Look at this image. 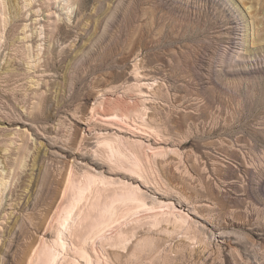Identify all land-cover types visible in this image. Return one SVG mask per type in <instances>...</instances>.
I'll list each match as a JSON object with an SVG mask.
<instances>
[{
  "label": "rangeland",
  "instance_id": "1",
  "mask_svg": "<svg viewBox=\"0 0 264 264\" xmlns=\"http://www.w3.org/2000/svg\"><path fill=\"white\" fill-rule=\"evenodd\" d=\"M254 1L246 0L254 3L251 10L263 27L264 0ZM24 5L0 0V264H25L38 239H49L45 227L70 165L74 172L90 169L123 179L95 156L97 134L178 151L179 157H155L156 177L149 169L147 180L133 176L128 182L148 197L173 203L197 230L190 240L162 232L165 224L143 223L128 229L124 248H107L110 264H264V42L255 37L248 5L241 0ZM129 11L143 17L129 21ZM25 25L26 34L42 31L41 38L25 43L31 57L32 46L41 44L42 66L34 68L31 61L29 73L22 63L26 57L14 53L9 60L8 49ZM159 34L171 43L165 49ZM183 34L192 38L180 41ZM53 36L55 46L65 48L60 57L47 53ZM199 55L204 62L186 72L183 59ZM52 63L55 71L44 66ZM134 64L141 83H155L152 91L145 86L142 91L147 120L159 127L161 139L130 134L109 117L90 118L101 99L130 106L140 100L124 89L135 82ZM147 241L153 249L141 251Z\"/></svg>",
  "mask_w": 264,
  "mask_h": 264
},
{
  "label": "bare ground",
  "instance_id": "2",
  "mask_svg": "<svg viewBox=\"0 0 264 264\" xmlns=\"http://www.w3.org/2000/svg\"><path fill=\"white\" fill-rule=\"evenodd\" d=\"M241 1L245 6L249 4L246 0ZM24 2L25 7L31 4V0H24ZM253 4H249L246 8L253 9ZM3 6L4 8L7 7ZM255 10L249 11L250 17L254 19L253 26L256 27L255 37L260 42H264V26H260L259 16ZM18 14H20L19 11L15 13V15ZM153 16L155 19V15L152 14ZM127 17H130L129 21H138L143 16L142 14L140 16L138 14L132 15L129 11ZM6 24H8V20L5 16L4 26ZM26 27L25 25L22 29V36H17L9 43L8 49L11 55L7 56H9V60L12 59L14 53L15 55L18 54L20 58L26 57L22 63L26 66L24 69L29 73L31 61L34 68L42 66V54L39 48L41 44L36 45V50H34V45L32 46L33 55L31 57L27 56V49L30 45L25 43L33 38H41L42 31L38 32L34 29L31 34H26ZM149 31L150 28L146 30L145 37H147ZM157 32H162V30ZM56 37L53 36V40L48 46L47 53L52 58L60 57L65 50V48L59 49L58 45L55 46ZM138 37L142 36L139 35ZM139 38L138 40H140ZM158 38L164 49L171 44L160 34ZM191 38L192 36L189 34H183L180 41ZM206 45L208 46L209 43ZM203 57L200 55L195 56L194 59L185 57L181 64L186 72H192V65L199 68L197 65L204 62L205 58ZM6 63L7 61H5ZM44 66L49 67V69L52 67L50 71H55L53 63L52 66L49 64H44ZM139 69V65L134 64L131 74L134 76L135 82L124 89L126 92L140 95V100L130 106L118 98L108 104L105 99H101L91 107L90 118L109 117V123L117 125L130 134L141 136L144 139L147 137L153 140L161 139L164 135L159 127L147 120L148 114L145 105L147 99L143 97L144 92L142 91V86H145L148 91H152L155 89V83H152L153 81L151 83H141ZM6 72H9V70L7 69ZM163 91L167 95V91L165 92V89ZM100 110L103 113H100ZM170 153L180 156L176 150L154 148V145L152 147L150 144H145L143 140H132L116 134H97L94 145L95 156L107 166L110 172L119 174L127 181L90 169L74 172L70 165V169L64 176L56 209L53 210L54 212L45 227L50 237L47 239L42 236L38 239L31 247L25 264H110L106 257L107 248H124L131 236H129L128 229L136 228L143 223L149 225L150 228H159L162 224H165L161 228L162 232L168 235L180 236L182 234L185 238L196 240L197 230H194L186 213L178 210L173 203L148 197L138 186L128 182V179L133 176L147 180L149 169L151 174L156 177L153 167L155 157H163ZM200 241L204 243L205 239L201 238ZM147 247L150 250L153 249L151 241H147L141 251H144Z\"/></svg>",
  "mask_w": 264,
  "mask_h": 264
}]
</instances>
